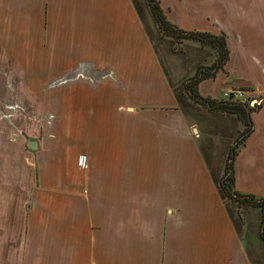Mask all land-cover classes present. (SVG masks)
I'll return each instance as SVG.
<instances>
[{"label":"rangeland","instance_id":"1","mask_svg":"<svg viewBox=\"0 0 264 264\" xmlns=\"http://www.w3.org/2000/svg\"><path fill=\"white\" fill-rule=\"evenodd\" d=\"M105 1L0 0V264L6 260L11 264V257L12 264H21V252H5L9 238L2 233L7 225L10 227L11 215L23 220L17 222L22 229L26 227V215L56 213L78 215L80 228H101L102 221L97 219L101 213L124 211L131 219L138 218L133 214H148L152 219L161 212L180 211L187 198L208 196L224 200L244 239L248 240V232L256 235L261 229L262 210L226 197L220 185L230 147L246 128L245 123L237 114L222 112L223 116L221 111L207 109L192 100L185 89L186 81L200 67L208 70L213 66L218 56L214 46L164 34L149 0H132L166 80L178 98L171 132L164 124V109L136 108L127 82L123 89L116 86V80L105 82L111 78L108 69L94 68L92 73L85 71L87 66L82 75L57 84L79 68L76 66L85 48H92L93 42L100 47L101 35L106 31L103 25L109 26L113 20L104 17L101 6L111 5H105ZM158 1L166 17L171 22L175 17L179 23H173L180 28L205 32L216 30L218 22L226 19L222 8L229 4V0ZM238 8L243 14L251 10L264 12V0H238ZM74 57L77 58L71 60ZM144 77L147 78L144 75L143 80ZM222 78L215 83L207 81L204 92L215 93ZM102 79L111 88H119L124 100L115 102L112 93L104 91ZM229 88L252 92L246 103L251 104L253 118L264 97L254 94L253 88ZM224 90L216 100H226ZM153 113H158L157 118ZM256 122L257 134L247 146L251 152L243 149L248 139L238 148L234 189L264 197V163L260 165L264 161V112ZM117 136L125 139L124 173H117L115 167L110 171L111 166L123 160V153L116 149ZM33 140L38 142L36 149L30 148ZM171 149L172 156L168 153ZM79 154H86L91 161L85 169L77 165ZM118 175L123 176L126 185L121 193L108 188ZM134 182L140 190L133 189ZM200 182L202 189L196 187L201 186ZM155 186L157 190L150 189ZM153 191L154 196H167L168 200L150 206L132 198H149ZM117 196H125L123 205L117 204ZM144 201L152 204L150 199ZM81 215L92 220L82 221ZM145 220H126L125 225L147 228ZM157 223L152 219V227ZM257 251L261 256L257 258L264 259L260 248Z\"/></svg>","mask_w":264,"mask_h":264},{"label":"crops","instance_id":"2","mask_svg":"<svg viewBox=\"0 0 264 264\" xmlns=\"http://www.w3.org/2000/svg\"><path fill=\"white\" fill-rule=\"evenodd\" d=\"M108 2L111 5L101 6V9L104 10L103 13L105 12L104 17L106 15L113 20L109 26L102 24L106 31L101 35L100 47L93 42L92 48H85L83 57L78 60L76 67L81 63H88L85 71L92 73L95 72L94 68L108 69L111 78L105 82L110 81L109 79L116 80V86L119 88L127 82L132 100L137 102L136 108L164 109L167 113L164 124L168 125L167 128L171 132L172 113L179 105L178 98L155 56L142 27L140 14L132 0H106L104 4L107 5ZM222 10L226 19L218 22L216 30L207 31L215 35L226 34L229 59L215 77L205 79L199 84V92L203 96L215 99L224 89L242 86L253 88L254 94L258 93L264 97V12L251 10L250 13L243 14L238 8V0H229V4L226 3ZM173 18L172 21L178 24L177 19ZM75 58L77 57L71 60ZM144 75L147 78L144 77L143 80ZM220 76L223 78L217 85L216 92L211 93L209 90L204 92L203 85L210 80L215 83ZM229 76L233 79L230 80ZM102 81L104 80L102 79L101 83ZM104 83L102 84L106 87L104 91L112 93L115 102L124 100L119 88L113 89ZM263 112L264 101H261L260 108L254 112L252 118L254 131L243 148L246 153L251 152L247 150V146L257 134V116ZM224 113L219 114L224 116ZM157 114L153 113L155 117ZM183 137L188 138L185 135ZM124 141V136H117L116 149L123 153V160L120 164L111 166V172L114 171V167L117 173L125 171V155L122 151ZM253 145L255 147V144ZM168 153L172 156L173 149ZM148 154L156 157L151 152ZM148 157L150 158V155ZM87 159L86 154H79L77 165L87 168L91 163ZM262 163L264 161H260V165ZM155 167L156 163L152 168ZM162 168L161 165L159 169ZM119 177L117 183L110 181L108 188H116L121 193L126 185L123 176ZM199 184L201 186L197 184L196 187L202 189L203 184L201 182ZM140 188L137 183H133V189ZM150 189L157 190L158 187ZM154 194L155 191L152 192V196L145 199H141V196L132 198L150 206L162 205L168 200L167 196L157 197ZM116 198L117 204L125 203L123 201L125 196ZM146 199H150L152 204L150 201L149 203L144 201ZM186 201L183 210L173 214L168 210L169 214L161 212L153 216L152 219L159 222L154 227L148 214L143 216L133 214V217L138 218L131 219L123 211L117 214L101 213L100 218H97L102 221L101 228L78 227V215L74 213H68V216L66 213L34 217L26 215V227L22 229L21 225L17 224L22 219L18 220V217L9 214L10 227L7 225L2 233L3 237L9 238L6 241L5 252L12 254L21 252V264H264V259L257 258L261 256L256 253L257 248H260V254L264 253V240L260 231L256 235L248 232L246 235L248 240L244 239L223 199L197 196L187 198ZM130 203H134V200ZM80 217H84L82 221L92 220L90 216ZM140 217L147 219L145 220L148 221L145 224L147 228L134 227V224L126 227V220L135 221ZM14 220L17 221L13 223ZM16 231H20L21 235ZM257 252L259 253V250ZM11 258L13 263V257ZM4 264H8L7 260Z\"/></svg>","mask_w":264,"mask_h":264},{"label":"trees","instance_id":"3","mask_svg":"<svg viewBox=\"0 0 264 264\" xmlns=\"http://www.w3.org/2000/svg\"><path fill=\"white\" fill-rule=\"evenodd\" d=\"M149 4L158 23L160 31H162L164 34L176 38L198 40L202 43L211 44L217 50L218 56L213 66H210L208 70L200 67L196 75L186 81L185 89L192 100L200 103L207 109L237 114V116L245 123L246 128L236 138L235 142L230 147L225 175L223 176L220 185L226 197L235 199L240 204L259 207L262 210L260 235L264 240V197H258L253 193H243L234 189L235 176L233 167L235 159L238 155V148L254 131L253 121L251 118V104L228 100H216L211 97L201 95L198 89L199 84L203 80L215 77L217 72L222 69L225 63L228 61L229 48L227 45L226 36L223 34L215 35L207 31L182 29L166 17L158 0H149Z\"/></svg>","mask_w":264,"mask_h":264},{"label":"built area","instance_id":"4","mask_svg":"<svg viewBox=\"0 0 264 264\" xmlns=\"http://www.w3.org/2000/svg\"><path fill=\"white\" fill-rule=\"evenodd\" d=\"M251 93L247 90L227 88L224 90L223 96L226 100L246 102Z\"/></svg>","mask_w":264,"mask_h":264},{"label":"water","instance_id":"5","mask_svg":"<svg viewBox=\"0 0 264 264\" xmlns=\"http://www.w3.org/2000/svg\"><path fill=\"white\" fill-rule=\"evenodd\" d=\"M86 66H88V63H81V64L79 65V68H78L77 70H75V71H73V72H71V73L66 74L65 76H63V79H62V80L59 79V81H57V84H60V83H62V82H65V81H67L68 79H72V77H73V78H76V77L82 75V70H83ZM37 147H38V142H37V141L33 140V141L30 142V148H32V149H36Z\"/></svg>","mask_w":264,"mask_h":264},{"label":"flooded vegetation","instance_id":"6","mask_svg":"<svg viewBox=\"0 0 264 264\" xmlns=\"http://www.w3.org/2000/svg\"><path fill=\"white\" fill-rule=\"evenodd\" d=\"M212 34H213V33H212ZM234 102H242V101H234ZM246 102H247V101H246ZM246 102H243V103H246ZM260 102H261V101H260ZM260 102H259V103H260ZM242 132H243V130H242L239 134H241ZM250 136H251V135H250ZM250 136H249V137H250ZM249 137H248V138H249ZM248 138H247V139H248ZM235 140H236V139H235Z\"/></svg>","mask_w":264,"mask_h":264}]
</instances>
